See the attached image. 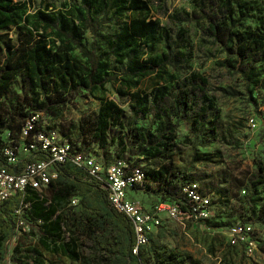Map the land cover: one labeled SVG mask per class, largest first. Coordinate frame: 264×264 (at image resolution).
Segmentation results:
<instances>
[{
	"label": "trees",
	"instance_id": "1",
	"mask_svg": "<svg viewBox=\"0 0 264 264\" xmlns=\"http://www.w3.org/2000/svg\"><path fill=\"white\" fill-rule=\"evenodd\" d=\"M194 3L193 11L186 13L184 20L202 26L204 35L225 55L221 66L245 81V90L256 106L258 101L249 88L264 86V22L254 30L239 27L235 23L232 0H196ZM27 6L25 1L0 0V32L15 29L18 39L17 46H8L0 64V101L17 78L35 94L31 111H23L21 106L6 118L0 111V133L9 130L11 137L9 143L0 140V166L12 173H19L26 162L48 157L46 151L38 149L24 154L14 166L5 162L4 147L22 142L20 132L30 115L43 112L50 126L56 128L52 117L60 118L64 107L79 94L90 97L105 93L107 84L123 89L136 88L145 77L164 78L168 69L180 73V60L189 62L187 56L192 57L180 50L174 52V57L180 60L146 57L151 44L159 39L165 42L170 39L167 38L170 34L158 21L142 15L149 12L146 0H80L75 15L42 9L33 14ZM114 18L118 20V30L105 34ZM48 31L57 40L52 41ZM86 32L93 38L89 45L85 42ZM178 46L179 41L175 40L174 47ZM167 47L172 49L169 44ZM75 50H79L86 65L72 54ZM112 57L124 65L120 73L109 69ZM207 84L206 79L193 72L183 80L177 79L161 87L146 111L135 109L128 121L129 128L121 136H111L110 131L115 127L125 128V111L113 100H104L95 120L81 136L90 135L104 152L120 146L122 155H116L114 161L124 160L128 167L172 159L177 150V129L186 121H191L196 135H202V146H207L217 138L221 117L214 98L206 91ZM147 114L158 123L155 130L138 126L140 118ZM15 116L21 119L19 124ZM69 143L73 150L89 154L81 145ZM192 161L207 163L213 160L209 155L194 153ZM258 165L260 167L259 162ZM56 168L58 178L50 182L45 192L27 187L1 204L0 264H7L8 244L17 230L22 233L14 252L23 256L18 264H47L49 259L40 248L51 255L59 253L77 264H151L153 257L155 264H199L177 262L174 255L168 261L156 257L159 246L157 243L150 246V237L149 243L140 247L138 254H133L134 226L125 213L111 206L108 191L101 188L98 179L71 160L58 163ZM261 168H258L256 179L248 185L247 195L241 196V203L251 204L259 186L264 184ZM144 172L147 182L134 192H153L163 201L187 210L181 204L187 199L183 192L187 183L185 172L176 173L169 167ZM74 197L79 200L78 206L70 205ZM226 208L225 203L219 205V220L207 218L201 222L212 229L225 227L222 217ZM254 220L264 223V215ZM19 221L28 228L19 227ZM83 237L91 241L87 255L82 247Z\"/></svg>",
	"mask_w": 264,
	"mask_h": 264
},
{
	"label": "rangeland",
	"instance_id": "2",
	"mask_svg": "<svg viewBox=\"0 0 264 264\" xmlns=\"http://www.w3.org/2000/svg\"><path fill=\"white\" fill-rule=\"evenodd\" d=\"M28 3L29 13L37 10H50L56 12L62 10L66 14L75 15L76 6L80 0H17ZM196 0H146L149 12L142 15L148 20H155L164 27V31L170 34L168 42L157 40L146 50V57L163 56L169 59L174 57V52L180 50L192 55L189 62L180 60L181 71L174 73L168 69L163 77L150 76L140 81L136 88L123 89L119 85H106V92L95 96L86 97L79 94L64 107V113L60 118L53 120V125L58 129L62 140L79 144L87 153L98 158L105 168L114 164L116 155H122L120 146L115 145L104 152L90 135L81 136V133L88 129L89 123L95 120L99 113L100 106L104 100H113L124 109L125 128L115 127L110 131L111 136H121L129 128L128 121L138 108L140 112L146 111L154 95L161 87L166 86L171 81L183 80L191 73L196 72L207 80L206 91L214 98L215 105L220 111L221 117L218 120L217 138L211 140L207 146H202V135L194 133L191 121L183 122L177 129V150L172 159L152 160L143 162L139 167L145 171L169 167L178 172H185L187 177L186 186L190 183L198 184L204 191L214 193L216 199L213 206L217 207L225 203L228 208L224 211L223 223L226 224L220 231L208 228L205 223L197 222L195 225L191 220L183 221L182 224L172 221L166 223V234L161 239H150V246L157 243L160 259H172L174 255L176 261L198 262L199 264H240L230 255L225 260V254L229 250L230 242L227 235L230 228L241 223L251 226L253 237L259 244L253 259L249 258L251 264H264V223H258L255 217L264 215V184L260 185L258 194L251 204L241 203V196L247 195L246 190L252 180L256 179L258 168L263 169L264 181V86H251L253 98L256 99L255 106L248 91L245 90V81L239 75L229 73L221 66L225 55L220 48L214 46L210 39L204 35L203 28L194 21H186V13L192 12ZM235 9V23L239 27L254 30L264 22V0H232ZM130 14V13H129ZM128 14V15H129ZM128 17L124 19H128ZM15 29L0 32V64L3 63L6 51L10 45H18ZM118 30V20L113 19L108 25L105 34H113ZM52 41L57 40L52 32H49ZM93 38L86 32L85 42L89 45ZM179 41V46L174 47V41ZM60 42L57 41V44ZM171 45L168 48L167 45ZM86 65L85 59L81 57L79 50L72 53ZM183 61V62H182ZM123 64L118 63L114 57L110 60L109 69L120 73ZM17 78L10 86L7 96L0 101V111L3 116L9 117L14 109L31 111V100L35 95L28 88L21 85ZM261 103V104H260ZM257 107V108H256ZM150 114L141 117L138 126L155 130L157 122L152 120ZM211 116H209L210 118ZM212 118V117H211ZM43 119H46L45 115ZM253 119V122L250 120ZM16 124L21 119L15 116ZM47 120V119H46ZM9 130L0 133V140L5 143L11 142ZM194 153L198 155H209L212 162L193 163ZM24 153L20 154V160ZM260 164V167L258 165ZM132 194V191H131ZM141 200L144 203L154 205L159 202V196L153 192H142ZM219 197V198H217ZM222 201V202H221ZM168 204V200H166ZM252 217V218H251ZM21 230H17L16 236L8 244L7 264H18V259H22L21 254H16L15 248L21 240ZM84 253L87 255L88 246L91 241L87 238L81 239ZM157 241V242H153ZM49 259L47 264H77L71 262L59 253L51 255L42 248L39 249ZM24 255V254H23ZM51 259V260H50ZM156 263V258H152L151 264Z\"/></svg>",
	"mask_w": 264,
	"mask_h": 264
},
{
	"label": "built area",
	"instance_id": "3",
	"mask_svg": "<svg viewBox=\"0 0 264 264\" xmlns=\"http://www.w3.org/2000/svg\"><path fill=\"white\" fill-rule=\"evenodd\" d=\"M43 117V112L30 115L20 132L22 142L3 149L6 164L12 166L20 162L19 156L22 153L30 154L40 149L46 151L48 157L26 162L19 173L9 172L6 167L0 166V206L4 200L27 187L40 193L45 192L50 182L58 178L56 165L71 160L98 179L101 188L108 191L111 206L118 212L125 213L133 224L136 237L133 254H138L139 248L149 243L150 234L161 225L160 216L164 213L175 219L186 216L193 221L209 219L212 215L215 194L204 191L196 183H190L183 189L187 199L181 204L185 205L187 210H182L176 203L161 202L151 211H146L141 203L128 199L130 191L139 190L136 188L144 187L147 182L143 168L128 167L124 160H117L112 166L105 168L95 156L73 150L72 144L62 140L58 129L52 128ZM250 121L253 122V119ZM78 204L77 197L70 202L71 206ZM18 226L23 230L28 228L23 221H19ZM252 234L251 226L236 223L229 230V242L231 245H242L247 256L253 258L259 244Z\"/></svg>",
	"mask_w": 264,
	"mask_h": 264
},
{
	"label": "crops",
	"instance_id": "4",
	"mask_svg": "<svg viewBox=\"0 0 264 264\" xmlns=\"http://www.w3.org/2000/svg\"><path fill=\"white\" fill-rule=\"evenodd\" d=\"M143 191H140V192H134L132 191V194H131V191L128 193V199L131 200V201H136V202H139L143 205L144 209L146 211H151L154 206L157 204V203H161V202H165L163 201L162 199L159 198V202H156L154 205H151V204H147V203H144L143 200H141V193ZM159 196V195H157ZM218 198V197H217ZM167 203V202H165ZM168 203H172L170 201H168ZM219 216V206L215 207V206H212V215L210 216L209 220H219L218 218ZM161 225L159 227H157L151 234H150V239L152 240V238H156V239H161L165 234H166V231L167 229L164 227V225L166 223H170L172 221H175L177 223L182 224V229L184 231L185 229V224L183 223V221H187V220H191V222L194 223V225L197 223V222H201V221H193L192 219L184 216V217H181L180 219H175V218H172V217H168L166 213L162 214L161 216ZM222 228H216V229H213V230H216V231H220ZM224 233V235H227L228 237V232H225V231H222ZM226 241H229V237L227 238ZM157 242V241H156ZM245 249L243 248L242 245L238 244V245H229V250L226 252L225 254V260L226 259H229V256L231 255L233 257V260L236 259V263H240V264H251V261L249 260L250 257L247 256V254L245 253L244 251ZM262 258H264V255L262 254L261 255ZM253 259V258H252ZM226 263V261L224 262V264Z\"/></svg>",
	"mask_w": 264,
	"mask_h": 264
}]
</instances>
